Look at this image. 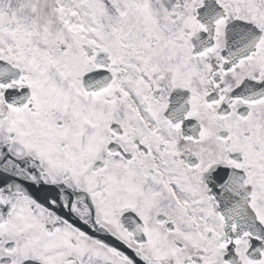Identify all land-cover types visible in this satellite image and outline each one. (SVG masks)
I'll return each mask as SVG.
<instances>
[{
	"label": "snow or ice",
	"instance_id": "6c2138e0",
	"mask_svg": "<svg viewBox=\"0 0 264 264\" xmlns=\"http://www.w3.org/2000/svg\"><path fill=\"white\" fill-rule=\"evenodd\" d=\"M0 264H264V0H0Z\"/></svg>",
	"mask_w": 264,
	"mask_h": 264
}]
</instances>
